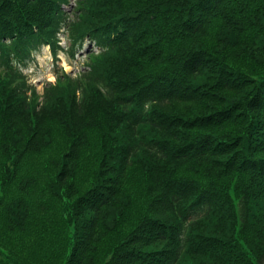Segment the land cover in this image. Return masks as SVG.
<instances>
[{
    "label": "trees",
    "instance_id": "16d2710c",
    "mask_svg": "<svg viewBox=\"0 0 264 264\" xmlns=\"http://www.w3.org/2000/svg\"><path fill=\"white\" fill-rule=\"evenodd\" d=\"M68 3L0 0V264H264V0Z\"/></svg>",
    "mask_w": 264,
    "mask_h": 264
},
{
    "label": "rangeland",
    "instance_id": "374dc122",
    "mask_svg": "<svg viewBox=\"0 0 264 264\" xmlns=\"http://www.w3.org/2000/svg\"><path fill=\"white\" fill-rule=\"evenodd\" d=\"M76 5V0H69L68 4H64L66 10H68L69 18L71 20L76 19V12H74V7ZM78 13V12H77ZM61 43L64 46V50L59 51L57 58L59 60L55 61L50 48L43 47L42 50L35 55V58L30 62L29 66L24 67V72L26 73L27 83L31 86V88L36 91L37 100L41 104L44 94V87L48 85L50 82L55 84V77L54 71L63 68L68 75L72 77L79 76L80 72L83 70H89V65L85 62V58L91 52L92 49H97L93 46L92 43H85L82 45L81 52L76 54V57L71 55L69 50H66L65 47L68 44L67 38H70L72 41H75L68 32L63 31L60 34ZM65 36H69L66 37ZM79 44L75 43V47ZM70 47V46H69ZM57 65V69H56ZM56 69V70H55ZM62 72V71H60ZM30 95V94H29Z\"/></svg>",
    "mask_w": 264,
    "mask_h": 264
}]
</instances>
